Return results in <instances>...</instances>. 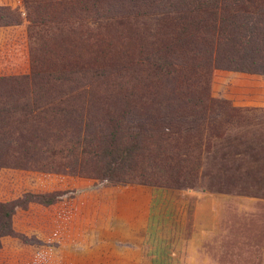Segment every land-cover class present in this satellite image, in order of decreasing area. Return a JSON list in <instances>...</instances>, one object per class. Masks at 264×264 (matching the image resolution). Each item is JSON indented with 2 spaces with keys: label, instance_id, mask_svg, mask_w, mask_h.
<instances>
[{
  "label": "rangeland",
  "instance_id": "rangeland-1",
  "mask_svg": "<svg viewBox=\"0 0 264 264\" xmlns=\"http://www.w3.org/2000/svg\"><path fill=\"white\" fill-rule=\"evenodd\" d=\"M147 1L99 0L102 21L111 24L102 33L105 61L92 81L96 99L89 124L118 118L131 105L145 107L144 116L163 130L192 131L190 138L203 124L194 183L157 188L113 182L62 166L51 170L65 161L56 156L38 154L24 162L22 154L9 151L0 157V201L28 193L60 196L47 206L28 202L15 208L11 226L27 241L2 236L0 264H88L93 254L118 264H264V75L211 65L201 70L205 90H193V100L170 98L153 74L146 77L143 58L163 29L159 22L172 13ZM0 5L21 11L18 25L0 27V75L27 74L31 54L53 60L66 51L71 65L88 60L66 26L52 28L49 38L37 35L33 45L22 0ZM154 87L160 96L154 97ZM34 125L10 124L12 146ZM105 219L147 220L142 248L133 237L95 230L108 227L101 224Z\"/></svg>",
  "mask_w": 264,
  "mask_h": 264
},
{
  "label": "trees",
  "instance_id": "trees-1",
  "mask_svg": "<svg viewBox=\"0 0 264 264\" xmlns=\"http://www.w3.org/2000/svg\"><path fill=\"white\" fill-rule=\"evenodd\" d=\"M22 3L30 44L34 45L38 36L49 38L52 28L66 26L80 41L79 52L88 60L80 65L73 60L71 65L64 60L66 51L52 53L53 60H39L31 54L27 74L0 75V157L16 151L28 162L35 155L45 154L65 160L51 170L62 166L72 173L157 188L191 186L198 169L203 124L195 128L194 138L189 137L192 131L168 126L163 130L144 116L146 108L142 105L140 110L134 105L124 106L120 118L111 115L108 121L102 120L103 124H89L96 99L92 81L105 61L102 33L111 24L102 21L106 16L99 0ZM147 3L164 9L162 13H172L159 22L163 29L154 34L155 40L143 58L149 65L146 77L153 74L170 98L184 102L193 98V90L204 91L201 70L211 65L264 75V0ZM20 21L18 7L0 5V27ZM153 94L160 96V88L154 87ZM200 103L204 105L205 99ZM10 124L35 125L19 133L17 144L12 146ZM59 196V192L28 193L0 201V238L13 236L27 241L11 226L15 208L28 202L47 206Z\"/></svg>",
  "mask_w": 264,
  "mask_h": 264
},
{
  "label": "crops",
  "instance_id": "crops-1",
  "mask_svg": "<svg viewBox=\"0 0 264 264\" xmlns=\"http://www.w3.org/2000/svg\"><path fill=\"white\" fill-rule=\"evenodd\" d=\"M105 221L104 225H108V227H103L101 229L94 227L95 230H101L102 233H107L115 236H123L125 238H131L133 237V241H135L134 246L138 247L139 249L143 246V239L145 237V234L147 233V220L142 219H136V220H130V219H124L121 220V222H118L120 220H114V219H105L102 220ZM107 221V222H106ZM135 221V222H131ZM115 222V223H114ZM149 224V223H148ZM114 225V226H112ZM131 240V239H130ZM145 246V245H144ZM96 253V252H95ZM89 256V255H88ZM142 255L138 257V261L141 259ZM94 260H91L88 262V264H118L120 263V260L112 261L111 259L107 260L105 258H102L99 256V254H93ZM122 264H130L127 260L122 261Z\"/></svg>",
  "mask_w": 264,
  "mask_h": 264
}]
</instances>
